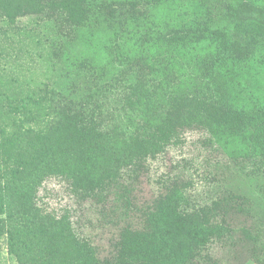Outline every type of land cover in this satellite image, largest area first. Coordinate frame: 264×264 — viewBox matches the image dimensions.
Here are the masks:
<instances>
[{
  "label": "trees",
  "instance_id": "obj_1",
  "mask_svg": "<svg viewBox=\"0 0 264 264\" xmlns=\"http://www.w3.org/2000/svg\"><path fill=\"white\" fill-rule=\"evenodd\" d=\"M115 2L125 3L0 0V19L12 25L31 16L87 29L105 27L110 32ZM254 3L262 4V10L256 12ZM134 8L117 10L122 29H140V42L149 41L159 31L169 41L188 45L191 60L196 59L209 77L211 91L199 97H175L163 111V120L154 121L145 104L150 95L148 77L159 71L165 83L173 86L178 72L171 61L151 62L146 56L127 53L119 56L125 61L118 74L107 77L100 86L99 73H90L87 82L78 86L81 93L77 87L74 93L61 92L47 84L15 97L8 94L6 104L1 94L0 238L7 239L8 251L18 264H223L206 249L215 241L234 238L225 215L242 208V197L235 193L197 205L189 196L190 180L168 178L149 203L134 204L141 218L127 222L133 203L129 180L147 170L149 157L181 143L188 130L204 131L207 143L224 152L232 164L229 178L236 186L240 180L241 184L255 180L253 188L264 199V104L251 94L248 105L232 101L220 89L215 70L219 64L264 70V0H235L228 5L230 14L219 28H204L202 11L190 10L186 15L191 16L182 22L171 21L167 32L144 11L136 14ZM4 106L9 109L3 111ZM121 115L132 125L123 127L118 122ZM218 135L221 140L236 135L243 145L239 154L225 152L216 141ZM101 157L110 163L103 164ZM50 179L69 182L80 198L112 199L120 207L127 223L119 230L110 257H99L91 240L74 226L69 209L56 212L40 201L41 189ZM260 217L264 222V215ZM256 230L253 234L243 229V246L249 262L264 264V230Z\"/></svg>",
  "mask_w": 264,
  "mask_h": 264
},
{
  "label": "rangeland",
  "instance_id": "obj_2",
  "mask_svg": "<svg viewBox=\"0 0 264 264\" xmlns=\"http://www.w3.org/2000/svg\"><path fill=\"white\" fill-rule=\"evenodd\" d=\"M123 1L125 3L112 4L116 16L111 17L110 32L105 27L87 29L78 25L37 20L31 16L22 17L12 25L0 19V95L3 94V102L7 103L8 94L15 97L23 90H39L47 84L49 87L56 86L61 92H73L74 87L79 90L87 82L90 73H99L98 82L102 86L107 77L122 70L125 59L119 56L127 53L146 56L151 62L171 61L178 72L179 79L173 86L165 83L159 71L148 77L150 95L146 97L148 100L145 104L154 121L163 120V111L171 106L175 97H199L209 93V77L202 73L196 59L191 60L188 45L169 41L159 31L154 32L149 41L140 42L143 36L139 34L140 29L129 27L127 31L123 30V23L120 22L122 18L117 10L135 7L136 14L142 10L151 21L163 25L162 32L172 27L171 21L177 22L178 19L182 22L191 16L186 15L190 10L202 11L204 28H219L230 14L228 5L235 0ZM253 8L258 12L263 7L262 4L254 3ZM104 69V73H101ZM215 70L219 74L220 89L230 95L232 101H244L248 105V96L251 94L257 96L261 105L264 104V70L261 67L251 69L243 65L229 67L219 64L215 65ZM81 92L82 89L77 93ZM108 98L112 102L113 97ZM8 109L3 107V111ZM118 122L123 127L131 124L129 119L124 120L123 115L118 118ZM219 136L216 141L225 152L239 154L243 145L236 135L228 137L230 140H221ZM183 138L181 143L170 144L156 157H149L147 170L141 172L138 178L128 179L133 188V203L127 222L136 221L139 216L141 218L134 204L140 207L149 203L162 191L163 181L168 178L177 176L181 180H190L189 196L192 203L197 205L211 203L229 192L235 193L242 197L239 199L242 208L225 215L234 238L226 242L215 241L206 250L210 256L220 258L223 264H255L249 262L243 246L244 228L253 234L258 233L256 227L264 230L259 224H264L260 221V216L264 215V199L256 191L257 188H253L255 180H244L246 185L241 184L240 180L236 186L235 180L229 178L232 164L228 163L224 152L207 143L204 131L188 130ZM100 160L103 164L111 161L104 157ZM40 198L50 210L64 212L69 209L74 226L91 240L99 257L111 256L112 244L121 227L127 223L120 207L112 199L99 201L98 198H80L71 191L69 182L61 179H50L41 189ZM233 202L239 204L235 200ZM0 264H18L16 257L8 251L5 237L0 238Z\"/></svg>",
  "mask_w": 264,
  "mask_h": 264
}]
</instances>
